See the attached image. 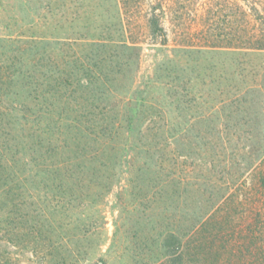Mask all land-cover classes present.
Returning <instances> with one entry per match:
<instances>
[{"label": "trees", "instance_id": "1", "mask_svg": "<svg viewBox=\"0 0 264 264\" xmlns=\"http://www.w3.org/2000/svg\"><path fill=\"white\" fill-rule=\"evenodd\" d=\"M241 1L247 8L237 4L231 32L220 35L224 44L205 49L168 48L160 17L150 16L166 58L144 86L163 90L161 103L145 89L131 91L142 47L127 39L123 16L129 0H106L116 13L109 27L115 31L96 29L86 38L92 48L84 57L65 51L77 43L71 37L53 34L44 43H29L31 67L15 65L17 77L28 90L23 99L44 107L16 101V122L0 127V264H109L105 257L115 237L104 251L106 240L92 244L84 231L67 235L53 217L68 216V194L95 187L85 175L101 171L95 163L113 176L109 187L142 155L138 172L165 173L178 164L161 147L182 146L187 139L210 155L212 169H220L223 187L215 203L195 214L186 235L168 231L158 254L136 244L114 264H264V0ZM114 33H121L119 40ZM105 94L111 104L96 106ZM81 96L85 107L55 106ZM146 122L148 133L142 129ZM174 182L179 187L183 180ZM173 197L180 198L177 192Z\"/></svg>", "mask_w": 264, "mask_h": 264}, {"label": "rangeland", "instance_id": "2", "mask_svg": "<svg viewBox=\"0 0 264 264\" xmlns=\"http://www.w3.org/2000/svg\"><path fill=\"white\" fill-rule=\"evenodd\" d=\"M50 3L48 0H0V114H5L0 116L1 128L16 122L13 110L18 107L16 101H25L24 105L33 109L44 107L38 101L23 99L28 90L23 78L19 80L20 77H17L20 70L15 65L24 70L31 67L32 46L29 43H44L46 36L53 34L62 39L71 37L77 43H70L71 49L66 48L65 51L72 56L84 57L92 48V43H87L86 38L94 37L96 29L105 35L115 31L109 30V27L117 21L116 13L109 8L106 0H56L51 3V8L57 9L55 16L50 12L52 9H47ZM129 3L128 14H123L127 39L142 47L139 51L140 67L134 76L135 85L131 91L145 89L146 96L157 103L163 99V90L148 91L144 85L158 63L164 61L166 52L162 46L163 39L152 35L150 16L155 12L160 17L167 34L168 48L205 49L215 43L224 44L221 37L231 32L237 4L247 8L241 0H129ZM70 4L72 6L69 7ZM114 34V39L119 40L121 33ZM39 51L43 52L42 49ZM81 98L78 97L73 104L59 101L55 106L62 109L87 106L85 99ZM107 99L105 94L96 106L110 105ZM149 126L150 123L146 122L142 129L148 133ZM188 142L189 139L183 141L182 146H166L165 149L160 146L163 137L158 139L161 152L164 155L167 153L166 159H172V164H178L177 168L172 167L165 173H159V170L154 173L138 172L145 160L142 155L135 168L124 167L125 173L118 176V182L110 187L111 180L108 181V178L113 176L95 163L94 167L101 171L87 170L85 175L96 181V189H89L90 186L86 185L83 191L73 193L72 198L68 194L66 204L72 200L68 205V216L58 214L53 217L55 223L62 224L67 235L84 231L92 244L106 240L104 251L109 250L115 237V246L105 257L109 264H114L115 258L123 254L130 256L133 247L138 244L143 250L152 249L158 254L156 247L163 236L170 230L186 235L195 214L209 209L219 196V187H223L219 167H210V155ZM176 179L183 180L181 186L176 187ZM175 192L180 198L173 197ZM78 219L82 220L78 222Z\"/></svg>", "mask_w": 264, "mask_h": 264}]
</instances>
